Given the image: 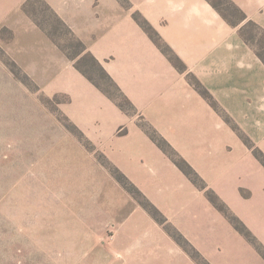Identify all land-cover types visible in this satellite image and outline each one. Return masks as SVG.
I'll return each instance as SVG.
<instances>
[{
  "label": "crops",
  "instance_id": "crops-1",
  "mask_svg": "<svg viewBox=\"0 0 264 264\" xmlns=\"http://www.w3.org/2000/svg\"><path fill=\"white\" fill-rule=\"evenodd\" d=\"M11 1L0 0V6ZM26 1H14L16 13ZM45 1L136 108L134 115H127L73 63L61 59L47 93L68 98L61 106L67 118L211 264H217L212 251L219 244L217 221L225 219L151 140L141 122L169 143L264 246V165L254 155L256 149L264 155V62L241 38V26H230L206 0H127L128 8L118 0ZM232 1L247 21L264 29V0ZM3 10L1 17L9 14ZM135 13L183 62L185 73L155 45L135 21ZM190 74L253 148L190 84ZM74 146L69 157L82 168L91 188L105 177L109 180L89 153L77 142ZM125 199L118 201V211L126 206ZM212 212L219 216L216 221ZM116 237L127 259L147 256L153 264H196L141 207L117 222Z\"/></svg>",
  "mask_w": 264,
  "mask_h": 264
},
{
  "label": "rangeland",
  "instance_id": "rangeland-1",
  "mask_svg": "<svg viewBox=\"0 0 264 264\" xmlns=\"http://www.w3.org/2000/svg\"><path fill=\"white\" fill-rule=\"evenodd\" d=\"M14 1L0 6V14L4 8L9 10L8 15L0 16V264H153L147 256L127 259L116 237L117 222L141 207L138 203H144L143 199L121 185L102 153L73 128L61 110L67 97L47 93L61 59L79 64L116 95L115 90L90 58H78L77 39L87 45L68 25L74 35L60 27L39 0H33L26 12L22 6L18 13ZM216 1L230 20H240L226 0ZM122 5L129 7L128 2ZM256 41V50L264 47L263 41ZM69 138L91 155L109 180L105 177L91 188L82 168L69 157L68 151L73 154L75 147L74 142L68 144ZM123 199L126 206L118 211V201ZM219 213L225 223L211 213L219 222L213 261L264 264L253 245ZM160 226L177 243L173 237L179 231Z\"/></svg>",
  "mask_w": 264,
  "mask_h": 264
},
{
  "label": "trees",
  "instance_id": "trees-1",
  "mask_svg": "<svg viewBox=\"0 0 264 264\" xmlns=\"http://www.w3.org/2000/svg\"><path fill=\"white\" fill-rule=\"evenodd\" d=\"M33 0H27L25 4L23 5V11L26 12L27 7L30 6L31 2ZM43 6L46 8L47 12L51 13V16L56 21V23L62 27V28H68L69 27L65 24V22L58 16V14L52 9V7L45 1V0H39ZM121 4L127 3V0H118ZM126 1V2H125ZM222 17L223 19L233 28L240 27L239 34L241 38L245 41L247 45H249L257 56L264 62V47L261 46L259 49L254 47L255 44H257V39H259V42H264V29H262L259 25L252 21H247L246 14L232 1V0H226L229 4L231 9H233L235 12L238 13L240 16V20L238 22H233L230 20L227 14H225V11L221 7L220 2L216 0H206ZM135 21L141 26V28L147 33V35L151 38V40L155 43V45L167 56V58L170 60V62L181 72L185 73L187 71L186 66L179 60V58L173 53V51L169 48L167 44L164 43L162 38L159 36V34L153 29V27L149 24V22L142 17L140 13L134 14ZM37 24L40 26V23L37 22ZM70 30V34L74 35V33ZM75 37V36H74ZM78 44L81 48V52L78 54V58L81 55H84V57H88L93 62L94 68L96 71L100 74L102 79L106 81L107 85H109L111 88H113L116 92V95L113 94L109 89L106 87H103V85L98 82L93 76L90 75L89 71L85 70L80 66L79 64L75 65V68L83 75L85 76L96 88H98L103 94H105L107 97H109L111 100H113L117 106L127 115H134L136 112V108L131 103V101L125 96V94L121 91V89L118 87V85L114 82V80L110 77V75L106 72V70L103 68V66L100 64V62L88 51L87 46H85L79 39H77ZM259 44V43H258ZM261 45V44H260ZM77 58V57H76ZM188 80L190 84L202 95V97L213 107L215 111L220 113L225 121L231 125L234 130L241 136L244 143L253 148L252 142L247 138L239 128L234 125L233 121L224 114V112L220 109L217 102L214 100V98L211 96V94L204 88V86L197 80V78L194 75H188ZM121 100V101H120ZM68 101V98H67ZM64 102V103H67ZM63 103V104H64ZM73 128L77 131H79L83 136L84 134L73 124ZM141 128L147 133V135L151 138V140L171 159V161L190 179V181L200 190L205 191V194L209 201L221 212L225 215V217L233 224L235 229L243 235L256 249L257 251L264 257V248L263 246L258 242L257 238L251 233V231L245 226V224L236 216L231 213V210L227 207L226 204H224L219 196L211 189L208 188L205 181L197 174V172L169 145V143L161 137L158 132L152 128L149 124L146 122L140 123ZM85 137V136H84ZM86 139V138H85ZM255 157L264 165V155L258 150H254ZM102 157L108 162L110 166L113 168V173L117 180L121 183V185L125 188H129L133 191L136 195L141 197L144 201V203H138L145 211L149 213L150 216H152L156 222H158L160 225L165 226V229H168L167 225L171 226L167 219L162 216L161 212L146 198L144 195L138 190L137 187H135L124 174H122L121 171H119L114 165H112L107 158L102 154ZM129 193H132L130 190L126 189ZM172 227V226H171ZM175 229V228H173ZM169 230V229H168ZM177 232V231H176ZM175 240L178 244H180L183 249L188 253H190L191 258L195 261L196 264H209L205 258L197 252L191 245L186 241V239L178 232V236ZM190 248L192 249V252L186 249Z\"/></svg>",
  "mask_w": 264,
  "mask_h": 264
}]
</instances>
